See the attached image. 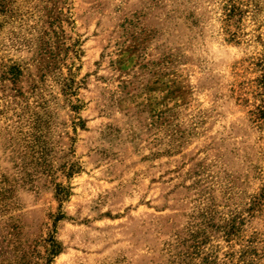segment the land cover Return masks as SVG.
<instances>
[{
	"label": "rangeland",
	"instance_id": "374dc122",
	"mask_svg": "<svg viewBox=\"0 0 264 264\" xmlns=\"http://www.w3.org/2000/svg\"><path fill=\"white\" fill-rule=\"evenodd\" d=\"M0 264H264V0H0Z\"/></svg>",
	"mask_w": 264,
	"mask_h": 264
},
{
	"label": "trees",
	"instance_id": "16d2710c",
	"mask_svg": "<svg viewBox=\"0 0 264 264\" xmlns=\"http://www.w3.org/2000/svg\"><path fill=\"white\" fill-rule=\"evenodd\" d=\"M78 170V169H77ZM73 172V171H72ZM77 171H74V173H76ZM71 174V173H70ZM71 175H68V177ZM70 195V188L69 187H64V186H57L56 188V198L57 201L59 203L64 202ZM51 247L49 249V254L54 257L55 255H57L61 248L60 246L57 244L55 239H51Z\"/></svg>",
	"mask_w": 264,
	"mask_h": 264
}]
</instances>
